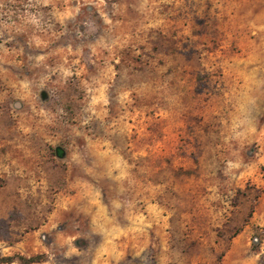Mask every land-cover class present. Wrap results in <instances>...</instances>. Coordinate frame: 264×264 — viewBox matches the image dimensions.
<instances>
[{
    "label": "rangeland",
    "instance_id": "rangeland-1",
    "mask_svg": "<svg viewBox=\"0 0 264 264\" xmlns=\"http://www.w3.org/2000/svg\"><path fill=\"white\" fill-rule=\"evenodd\" d=\"M50 221L51 264H264V0H0L1 254Z\"/></svg>",
    "mask_w": 264,
    "mask_h": 264
},
{
    "label": "crops",
    "instance_id": "crops-1",
    "mask_svg": "<svg viewBox=\"0 0 264 264\" xmlns=\"http://www.w3.org/2000/svg\"><path fill=\"white\" fill-rule=\"evenodd\" d=\"M62 211H64V210H61V212ZM105 221L106 220H104V223H107ZM54 226H55V224L52 221H50L41 227L35 228L34 231L28 232L26 235H24L22 240L17 242L16 245L12 244L10 248H12L13 251H14V249L15 250L17 249L18 252H20L21 254H24L26 256H31V255L36 254V253H44V252L51 253V246L44 239L46 236L45 233L48 231H51ZM104 226H105V224H104ZM40 234H42L43 239H41ZM72 237H74V236H72ZM68 239H69V236L62 235L61 233L58 234V241L61 244L67 243ZM110 240H112L113 242L115 241L113 238L110 237V238H108V243H106V245L111 246L112 250L114 251V243L111 242ZM6 244H7V241L5 239L0 238V248H1V246H5ZM3 249H6V248H3ZM112 250H110V251H112ZM2 251H5V250H2ZM0 253H1V249H0ZM11 253H13V252H11ZM103 253H104V251L101 250L102 258H100L101 261L99 260L100 262L98 264H104L105 260L107 259V257L105 258ZM5 254H7V252H5ZM3 264H23V263H21L19 261H17V262L12 261V262H7V263H3ZM29 264H51V261H50V259H47V260L45 259L43 261L33 262V263H29Z\"/></svg>",
    "mask_w": 264,
    "mask_h": 264
},
{
    "label": "trees",
    "instance_id": "trees-1",
    "mask_svg": "<svg viewBox=\"0 0 264 264\" xmlns=\"http://www.w3.org/2000/svg\"><path fill=\"white\" fill-rule=\"evenodd\" d=\"M57 154L62 156L64 153L63 148H57ZM41 255H32V256H24L22 254H17L15 256H9V255H3L0 253V264L7 263V262H12L16 259H19L23 264H29L33 262H38L41 261Z\"/></svg>",
    "mask_w": 264,
    "mask_h": 264
}]
</instances>
